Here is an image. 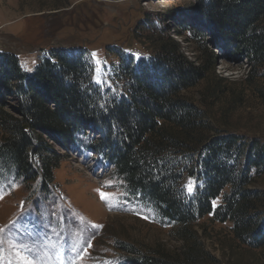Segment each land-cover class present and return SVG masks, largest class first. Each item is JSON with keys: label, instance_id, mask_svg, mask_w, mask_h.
Returning a JSON list of instances; mask_svg holds the SVG:
<instances>
[{"label": "trees", "instance_id": "obj_1", "mask_svg": "<svg viewBox=\"0 0 264 264\" xmlns=\"http://www.w3.org/2000/svg\"><path fill=\"white\" fill-rule=\"evenodd\" d=\"M69 4L54 0L53 6ZM198 12L211 40L200 25L188 28L205 60H191L171 35L157 32L149 57L114 53L120 57L114 70L119 91L93 81L85 49L51 48L31 72L17 54L0 51L2 172L49 192L64 160L55 146L85 145L114 166L129 193L141 194L191 242L180 256L126 246L135 254L132 264H206L210 255L189 228L209 215L230 221L242 244L264 247V192L250 187L264 174V142L210 128L203 110L184 95L215 70L208 44L264 67V0H200ZM9 96L16 97L15 113L6 109ZM186 178L197 181L193 193Z\"/></svg>", "mask_w": 264, "mask_h": 264}, {"label": "rangeland", "instance_id": "obj_2", "mask_svg": "<svg viewBox=\"0 0 264 264\" xmlns=\"http://www.w3.org/2000/svg\"><path fill=\"white\" fill-rule=\"evenodd\" d=\"M199 2L69 0L67 7L56 9L54 0H0V51L17 54L31 72L51 48L85 49L93 81L119 91L114 70L120 57L114 53L131 54L136 60L149 57L154 50L150 39L158 33L171 35L191 60H205L188 28L191 22L200 25L205 39L211 40L209 28L197 15ZM208 47L216 54L215 70L184 95L203 110L210 128L264 142V67H252L244 56L236 60L216 46ZM7 103L6 109L15 113L16 97L9 96ZM55 147L64 160L49 192L35 191L38 183H26L0 169V228L5 229L0 234V264H19L15 251L28 255L26 246L37 264H132L129 257L135 254L126 246L180 256L191 243L180 225L162 218L141 194L129 193L103 155L82 144L69 150ZM184 184L193 193L197 181L186 178ZM250 187L264 192V174ZM97 189L114 198L102 200ZM221 203L222 196L214 206ZM189 229L210 255L206 264H264V247L242 244L230 221L219 222L209 215ZM13 230L22 233L17 237L22 243L13 239Z\"/></svg>", "mask_w": 264, "mask_h": 264}, {"label": "snow or ice", "instance_id": "obj_3", "mask_svg": "<svg viewBox=\"0 0 264 264\" xmlns=\"http://www.w3.org/2000/svg\"><path fill=\"white\" fill-rule=\"evenodd\" d=\"M97 64H99V61H97ZM96 82L99 83L100 81L97 80ZM105 186L106 187H110L111 186V182L107 183ZM187 188H188L189 192L192 191L191 182L189 183ZM96 191L99 193L101 199L106 201V202L108 200L114 198L113 194L105 193V192L101 191L100 189H97ZM4 231H5V229L0 228V234L4 233ZM13 231L15 232V235L13 236V239L16 241L17 244L22 243V241L20 239H17V237H20L22 235V233L19 232L18 230H13ZM90 246L91 245H89V247ZM26 250L28 251V255H24L23 252L21 250H19V249H17L15 251V255L18 258L19 264H37V258H36V256L32 255L31 248L26 246ZM78 258L79 259H83L82 256H79Z\"/></svg>", "mask_w": 264, "mask_h": 264}]
</instances>
